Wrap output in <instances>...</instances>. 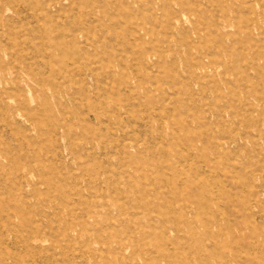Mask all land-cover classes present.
<instances>
[{
	"label": "rangeland",
	"instance_id": "rangeland-1",
	"mask_svg": "<svg viewBox=\"0 0 264 264\" xmlns=\"http://www.w3.org/2000/svg\"><path fill=\"white\" fill-rule=\"evenodd\" d=\"M0 60V264H264V0H0Z\"/></svg>",
	"mask_w": 264,
	"mask_h": 264
},
{
	"label": "bare ground",
	"instance_id": "bare-ground-1",
	"mask_svg": "<svg viewBox=\"0 0 264 264\" xmlns=\"http://www.w3.org/2000/svg\"><path fill=\"white\" fill-rule=\"evenodd\" d=\"M34 1V0H33ZM47 1H49V5H50V7L52 8V9H57V8H60V7H62L63 5H64V3H69V4H73V0H47ZM34 5V4H33ZM35 6V5H34ZM33 9V8H32ZM35 9V8H34ZM177 22V21H176ZM40 52V51H39ZM1 60H0V72H1ZM46 63L47 64H51V62H50V60L47 58V60H46ZM25 65H26V61L25 60H20L19 61V65L16 67V68H14V67H12L11 68V70H10V72H8V74L6 75V76H1L0 77V85L2 86V87H4V86H7V85H12L13 86V88H14V91L15 92H21V89H20V86H19V82L21 81V78H20V76H19V73L20 74H26V67H25ZM18 71V72H17ZM17 74V75H15L14 77H12V74L14 75V74ZM13 91V92H14ZM30 143V142H29ZM27 154V153H26ZM52 167V166H51ZM43 177V176H42ZM97 181V180H96ZM221 182V181H220ZM40 183V182H39ZM9 186V185H8ZM239 186V185H238ZM221 187V186H220ZM197 193V192H196ZM232 194V193H231ZM241 195V194H240ZM237 196V195H236ZM245 196V195H244ZM243 196V197H244ZM247 197V196H246ZM216 201V200H215ZM235 201V200H234ZM241 201H242V199H241ZM216 202H218V201H216ZM237 202V201H236ZM218 206H220V205H218ZM227 206V205H226ZM224 211H226V209L224 210ZM191 214V213H190ZM252 219H253V216H252ZM255 221V219H253V222ZM194 225V224H193ZM26 228V227H25ZM237 230V229H236ZM25 234H26V236L23 238L24 240H23V244H24V246H29L30 245V239H36V235L39 233V229H38V227H36V226H34V227H29V228H27L26 230H25ZM237 232H238V230H237ZM209 233V232H208ZM227 233V232H226ZM56 236V235H55ZM32 239V240H33ZM231 240V239H230ZM251 240V239H250ZM254 243V242H253ZM253 243H251V242H247L246 243V245L245 246H250V248H252L253 249V246H254V244ZM241 244V243H240ZM242 245H240V247H241ZM237 247V246H236ZM5 251V250H4ZM11 255V254H10ZM11 257V256H10ZM16 259V258H15ZM17 260V259H16ZM16 262H18V261H16ZM15 262V263H16ZM243 262V261H242ZM18 264V263H17ZM20 264V263H19Z\"/></svg>",
	"mask_w": 264,
	"mask_h": 264
}]
</instances>
